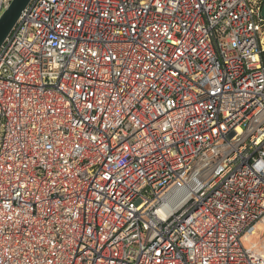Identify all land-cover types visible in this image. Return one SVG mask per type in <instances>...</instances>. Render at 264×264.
I'll return each mask as SVG.
<instances>
[{
	"label": "built area",
	"instance_id": "obj_1",
	"mask_svg": "<svg viewBox=\"0 0 264 264\" xmlns=\"http://www.w3.org/2000/svg\"><path fill=\"white\" fill-rule=\"evenodd\" d=\"M263 8L29 0L0 45V264H264Z\"/></svg>",
	"mask_w": 264,
	"mask_h": 264
},
{
	"label": "water",
	"instance_id": "obj_2",
	"mask_svg": "<svg viewBox=\"0 0 264 264\" xmlns=\"http://www.w3.org/2000/svg\"><path fill=\"white\" fill-rule=\"evenodd\" d=\"M29 0H11L9 6L0 15V45L15 24L21 11ZM264 14V8H263Z\"/></svg>",
	"mask_w": 264,
	"mask_h": 264
}]
</instances>
